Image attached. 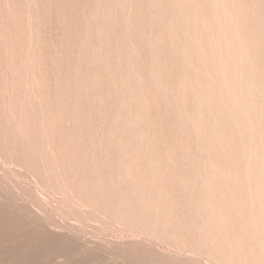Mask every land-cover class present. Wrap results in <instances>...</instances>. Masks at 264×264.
<instances>
[{"label":"rangeland","instance_id":"1","mask_svg":"<svg viewBox=\"0 0 264 264\" xmlns=\"http://www.w3.org/2000/svg\"><path fill=\"white\" fill-rule=\"evenodd\" d=\"M0 264H264V0H0Z\"/></svg>","mask_w":264,"mask_h":264}]
</instances>
